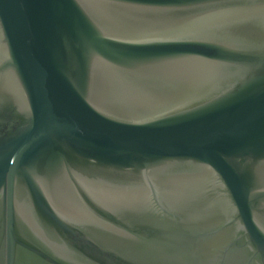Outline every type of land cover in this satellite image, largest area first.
I'll list each match as a JSON object with an SVG mask.
<instances>
[{
  "label": "water",
  "instance_id": "obj_1",
  "mask_svg": "<svg viewBox=\"0 0 264 264\" xmlns=\"http://www.w3.org/2000/svg\"><path fill=\"white\" fill-rule=\"evenodd\" d=\"M0 264H264V0H0Z\"/></svg>",
  "mask_w": 264,
  "mask_h": 264
}]
</instances>
